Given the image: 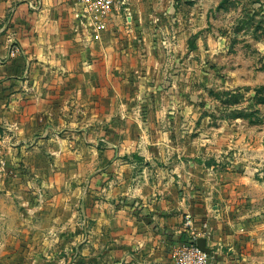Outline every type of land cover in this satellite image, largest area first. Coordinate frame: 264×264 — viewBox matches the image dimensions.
<instances>
[{"label": "crops", "instance_id": "obj_1", "mask_svg": "<svg viewBox=\"0 0 264 264\" xmlns=\"http://www.w3.org/2000/svg\"><path fill=\"white\" fill-rule=\"evenodd\" d=\"M123 1L92 34L72 0H0V193L20 264H176L193 240L211 264H242L208 217L186 225L181 166L155 163V118L133 114L210 54L204 29L225 0Z\"/></svg>", "mask_w": 264, "mask_h": 264}, {"label": "rangeland", "instance_id": "obj_2", "mask_svg": "<svg viewBox=\"0 0 264 264\" xmlns=\"http://www.w3.org/2000/svg\"><path fill=\"white\" fill-rule=\"evenodd\" d=\"M205 34L210 54L197 69L144 93L148 107L133 114L155 118V163L171 165L170 174L181 166L174 175L185 181L187 215L227 231L233 245L224 253L264 264V0H225ZM5 198L0 193V264H20L18 221L4 218Z\"/></svg>", "mask_w": 264, "mask_h": 264}, {"label": "built area", "instance_id": "obj_3", "mask_svg": "<svg viewBox=\"0 0 264 264\" xmlns=\"http://www.w3.org/2000/svg\"><path fill=\"white\" fill-rule=\"evenodd\" d=\"M29 9L36 12L41 0H26ZM123 0H72L74 14L79 28L99 34L108 29L124 6ZM127 10V9H126ZM21 50L15 44L10 49L9 59L19 55ZM6 60H0V66ZM186 225H192V217L186 216ZM176 264H211L212 256L203 251L195 240L180 245L175 252Z\"/></svg>", "mask_w": 264, "mask_h": 264}, {"label": "water", "instance_id": "obj_4", "mask_svg": "<svg viewBox=\"0 0 264 264\" xmlns=\"http://www.w3.org/2000/svg\"><path fill=\"white\" fill-rule=\"evenodd\" d=\"M198 246L205 251L207 254H211V251L209 249L206 248V243L203 241H197Z\"/></svg>", "mask_w": 264, "mask_h": 264}]
</instances>
